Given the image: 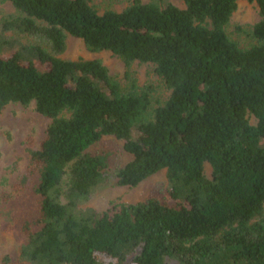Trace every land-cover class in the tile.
Segmentation results:
<instances>
[{"label": "trees", "instance_id": "16d2710c", "mask_svg": "<svg viewBox=\"0 0 264 264\" xmlns=\"http://www.w3.org/2000/svg\"><path fill=\"white\" fill-rule=\"evenodd\" d=\"M183 1L99 12L90 0H0L15 8L0 18V113L34 102L50 119L19 194H0L23 264H264V0H248L260 14L249 46L227 31L240 0ZM69 35L127 66L153 63L169 95L154 102L129 73L122 84L100 59L61 57ZM162 169L167 185L142 201L84 207L102 185Z\"/></svg>", "mask_w": 264, "mask_h": 264}, {"label": "rangeland", "instance_id": "374dc122", "mask_svg": "<svg viewBox=\"0 0 264 264\" xmlns=\"http://www.w3.org/2000/svg\"><path fill=\"white\" fill-rule=\"evenodd\" d=\"M134 0H90V3L99 11L106 9L122 10ZM143 2L157 1L161 4L172 2L184 7L183 0H142ZM15 8L11 2L0 3V18L2 15L14 13ZM259 8L255 1L240 0L227 25L231 38L242 46H249L257 42L252 32L254 25L259 21ZM8 36L12 35L7 34ZM15 36L23 43H30L26 36ZM66 51L61 55L65 59L97 58L108 68L111 75L122 84H127L128 77L135 78L140 86L153 87L154 102L163 101L169 95L163 79L155 72L153 63L133 61L129 66L121 57L109 50L91 51L81 38L69 35L67 37ZM255 122L254 118H251ZM50 119L40 114L35 109L34 102L29 105L10 103L0 113V194L8 190L13 195L19 194L16 184L27 171L30 159V149H37L45 136ZM106 145H115L121 148L123 141L109 136ZM132 159L127 151H122L117 161L124 165ZM205 173L210 176L211 166L205 163ZM167 185L166 170L147 177L134 186L116 185L112 182L102 185L98 193L84 205L92 207L98 212L108 209L115 203H136L144 200L157 185ZM22 239L16 229L7 231L0 225V264L6 256L8 264H23L21 258Z\"/></svg>", "mask_w": 264, "mask_h": 264}]
</instances>
